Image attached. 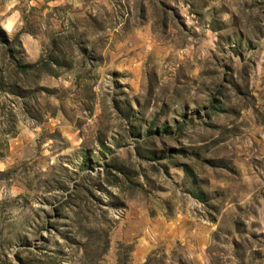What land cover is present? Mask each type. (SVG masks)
Instances as JSON below:
<instances>
[{
	"label": "rangeland",
	"instance_id": "374dc122",
	"mask_svg": "<svg viewBox=\"0 0 264 264\" xmlns=\"http://www.w3.org/2000/svg\"><path fill=\"white\" fill-rule=\"evenodd\" d=\"M0 264H264V0H0Z\"/></svg>",
	"mask_w": 264,
	"mask_h": 264
}]
</instances>
